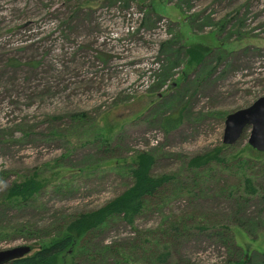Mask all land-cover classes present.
<instances>
[{"label": "rangeland", "instance_id": "1", "mask_svg": "<svg viewBox=\"0 0 264 264\" xmlns=\"http://www.w3.org/2000/svg\"><path fill=\"white\" fill-rule=\"evenodd\" d=\"M187 51L200 52V66ZM263 96L264 0H0V249L30 245L31 254L38 232L50 242L131 185L128 164L144 150L152 175L173 177L166 192L133 224L112 219L92 234L94 253L111 250L78 264H118L126 253V264H164L168 247L165 264H240L212 234L226 223L246 257L264 260V153L248 131L222 150L228 164L252 159L260 196L242 206L230 193L243 176L234 163L187 164L222 145L227 114ZM31 175L33 198H5ZM180 219L187 231L170 242L162 229Z\"/></svg>", "mask_w": 264, "mask_h": 264}, {"label": "trees", "instance_id": "2", "mask_svg": "<svg viewBox=\"0 0 264 264\" xmlns=\"http://www.w3.org/2000/svg\"><path fill=\"white\" fill-rule=\"evenodd\" d=\"M186 53L187 56L191 57L192 61L196 60L198 65L204 59H201L202 56L200 52H190L188 54L187 51ZM172 66L173 64H170V68ZM170 68L165 69L164 67V74H168L166 70L170 71ZM179 122L180 116L174 119L164 118L161 125L165 131H170L171 129L177 127ZM224 147H227V145L222 144L214 147L206 153L192 157L187 164L189 168L195 170L203 167L209 168L208 165L210 163L221 164L224 167H229V165L234 163L236 165L235 169L242 173L243 176L240 180L239 186L237 185L232 187L230 189V193L235 191L236 205L242 206L245 204V201L250 200V196L253 198L255 196H260V189L257 188L256 179H254L255 173L253 172L252 159L237 156L236 158H233L234 161H230L228 164L227 162L229 158L222 156V150ZM257 154L262 155L263 153L257 152ZM154 161V156L149 152L144 150L138 151L131 163L128 164L129 173L133 179L131 185L125 188L121 193L106 201L101 206L90 211L81 212L71 217L68 221H65L56 229L54 233L55 235H53L54 238H52V240L48 243H44L46 235L40 236L41 232L35 233L34 236L29 232V235H32L35 240L38 239L36 244L39 248L31 254L13 260L9 264H78L80 259L88 260L97 258L107 251H110V247L106 246L101 249L102 251L100 253H94V251L91 250L90 245L91 235L99 231L107 224L108 221L112 219L119 218L128 224H133L134 219L142 213L144 208L149 205L151 200L156 195L161 196L166 192L167 185H169L170 181L173 179L170 175H152L151 168ZM195 174L197 175L198 173ZM36 177L37 176L35 175H31L29 177H25L23 180L14 181L7 189L5 198L14 203L29 201L40 191V182ZM195 184H197V179H194L190 190H192ZM241 187L244 189L246 196L242 195L240 192L239 188ZM198 218L200 219V217ZM241 219L242 217H239L238 222L235 224L237 228L245 227V225H243V220ZM183 220L184 219H180L179 221L169 222L168 227L162 229V234L168 236V240L170 242L177 239L180 235H183V233L187 231V221L184 222ZM201 222L207 226L209 225L208 220L202 219ZM231 227L232 226L227 223L219 227H212L214 229L212 234L219 238L228 253H238L240 255L237 260L229 258L228 261L240 264H264V260L259 261L257 258L255 259L251 256L248 258L244 253H242V250L240 249L241 246L236 244ZM251 232L254 231H248L249 234ZM166 249L167 250H165L164 253L158 255L157 259L164 264L170 256L169 247ZM130 255L131 254L126 253L123 261H121L122 258H120L116 259L115 262H118V264H126V262H129L130 260L125 258H129ZM259 255L264 257V250L259 251ZM231 256L232 255H230V257ZM173 264L190 263L189 261L178 258Z\"/></svg>", "mask_w": 264, "mask_h": 264}, {"label": "water", "instance_id": "3", "mask_svg": "<svg viewBox=\"0 0 264 264\" xmlns=\"http://www.w3.org/2000/svg\"><path fill=\"white\" fill-rule=\"evenodd\" d=\"M245 131H248V145L255 151L264 152V96L248 107L226 115L222 143L228 146L235 144ZM30 252V245L0 249V264H9Z\"/></svg>", "mask_w": 264, "mask_h": 264}, {"label": "bare ground", "instance_id": "4", "mask_svg": "<svg viewBox=\"0 0 264 264\" xmlns=\"http://www.w3.org/2000/svg\"><path fill=\"white\" fill-rule=\"evenodd\" d=\"M264 153V152H263Z\"/></svg>", "mask_w": 264, "mask_h": 264}]
</instances>
